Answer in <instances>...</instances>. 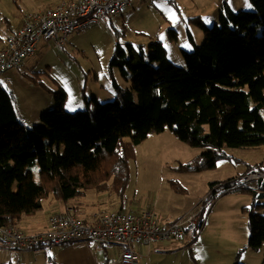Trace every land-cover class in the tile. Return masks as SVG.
Masks as SVG:
<instances>
[{
	"label": "trees",
	"instance_id": "obj_1",
	"mask_svg": "<svg viewBox=\"0 0 264 264\" xmlns=\"http://www.w3.org/2000/svg\"><path fill=\"white\" fill-rule=\"evenodd\" d=\"M248 1L252 8L238 11L223 1L211 26L189 18L203 40L196 45L188 33L193 49L180 50L184 66L167 59L158 41L138 56L129 43L127 53L116 44L108 64L112 100L91 96L84 99L86 108L68 111L59 89L52 92L53 107L26 126L16 116L12 93L0 84V226H16L20 216L41 210L49 196L66 203L87 190L121 192L133 148L150 133L169 129L177 140L200 149L177 167L194 172L214 168L220 159L232 161L225 147L264 144V0ZM1 22L10 30L3 17ZM168 30V39L176 40L177 33ZM114 68L128 87L118 84ZM246 170L264 173V164ZM227 181L208 186L224 184L217 187L222 190ZM250 185L245 188L253 202L244 207L248 236L232 264H241L244 251L264 248V203L256 202L263 194ZM259 189L264 191V184Z\"/></svg>",
	"mask_w": 264,
	"mask_h": 264
},
{
	"label": "rangeland",
	"instance_id": "obj_2",
	"mask_svg": "<svg viewBox=\"0 0 264 264\" xmlns=\"http://www.w3.org/2000/svg\"><path fill=\"white\" fill-rule=\"evenodd\" d=\"M223 1L233 11L252 8L248 0H133L130 8L109 23L75 30L64 47L40 42L32 57L8 71L7 75L0 76V84L12 93L16 116L26 126L38 122L40 113L53 107L52 92L59 89L65 92L63 109L68 111L69 108H74V111L86 108L84 99L91 96H95L99 102L112 100L114 91L108 77V64L116 44L127 53L126 45L129 43L138 56L140 49L146 54L148 44L158 41L165 48L167 59L177 66H184L180 50L193 49L188 33L196 45L203 40L201 29L189 18L197 17L211 26L218 22V6ZM57 3L58 0H0V16L12 27L22 20L24 14L51 8ZM246 3L251 7H247ZM169 28L177 33L174 41L168 39ZM8 34L6 22L0 21V42H4ZM113 75L121 87H128L129 83L122 80L115 68ZM225 150L232 161L224 158L208 170L184 171L178 169V165L192 160L201 150L177 140L169 129L150 133L133 148L132 158L127 165L126 183L121 192L106 188L103 191L87 190L80 196L87 193L85 199L89 203L83 201L99 204V208L105 210L99 212L154 209L159 216L168 220L201 209L196 223L198 229L203 220L201 232L197 230L195 234H187L183 242L166 243V250L162 252L152 250L145 255L147 248H142L145 250L142 255L139 252L140 264H232L237 248L234 246L243 240L232 245V254L227 255L226 246L210 238H227L236 234L243 235L246 242L248 227L244 207H248L253 199L246 192V184H240L239 180L242 174L247 173V164L264 161V144L225 147ZM214 180H228V187L218 190L219 185H224L219 184L210 189L208 183ZM255 183L251 181L248 184L255 187ZM213 194L221 196L213 200ZM52 199L55 198L49 196L42 200L45 211L52 208L47 206ZM194 202V206L185 211ZM256 202L264 203V197ZM220 205L222 209L211 218L214 212L212 208ZM257 212L262 213V210ZM206 228L208 234L201 236ZM194 235L197 238L188 247ZM205 235H208L206 239ZM198 243H201L200 247ZM170 244L179 245L172 248L168 247ZM110 249L109 263L117 264L118 249ZM239 258L241 264H264V248L259 251L246 250Z\"/></svg>",
	"mask_w": 264,
	"mask_h": 264
},
{
	"label": "built area",
	"instance_id": "obj_3",
	"mask_svg": "<svg viewBox=\"0 0 264 264\" xmlns=\"http://www.w3.org/2000/svg\"><path fill=\"white\" fill-rule=\"evenodd\" d=\"M132 5L133 0H60L53 8L24 14L21 21L10 27L0 45V76L33 56L40 42L64 47L75 30L109 23ZM261 178L263 172L250 170L239 183L250 185ZM200 212L201 209H194L172 221L151 209L96 212L92 221L82 214L59 212L52 214L46 229L38 232L0 226V245L22 251L92 241L102 249L104 262L109 261L106 247L112 245L118 249L117 264H138L137 247H145L149 253L163 250L169 242H183L187 234L195 232Z\"/></svg>",
	"mask_w": 264,
	"mask_h": 264
},
{
	"label": "crops",
	"instance_id": "obj_4",
	"mask_svg": "<svg viewBox=\"0 0 264 264\" xmlns=\"http://www.w3.org/2000/svg\"><path fill=\"white\" fill-rule=\"evenodd\" d=\"M59 1L60 0H58V2ZM2 44H3V41L0 42L1 46H2ZM23 63H24V61H23ZM7 74H8V72L4 75H7ZM22 123L24 124V122H22ZM260 162L264 164V161L260 160L258 162L249 163L247 165H253L256 163H260ZM239 175H241V174H239ZM239 175H237V176H239ZM214 181H216V180H214ZM254 182H256V183H255V187L253 185V189L258 190L261 194H263L262 197H264V191L259 189V187L262 184H264V178L261 180L260 179L256 180ZM86 192H88V191H86ZM86 196H87V193H86V195L71 199L70 201H68L66 203H62L61 201H58L56 199H52V200L47 202V206L52 207L50 210H47V211H45V209H43L44 204L42 203V209L41 210H39L33 214L31 213V214H26V215L20 216V219L16 222V226L24 232L42 231V230L46 229V227H47L48 218L52 214H55V213L58 214L59 212H71L74 214H82L86 218H88L89 221H92L91 216L94 213L99 212V211H105V210H101L99 208V204H97L96 202H94L92 204H88L89 201L85 199ZM219 196H221V195H219ZM251 198H252V196H251ZM258 199H260V198H258ZM83 200L88 202V203H85ZM251 203L252 202L250 201V203L247 206L251 205ZM194 204H195V202L193 204H191L187 209H185V211H187L188 209L193 207ZM216 206H217V203H216ZM216 206H214V208H212L214 210V212L212 211L213 214H212L211 218H213L220 211V209H222V207H221L222 205L218 206V208ZM152 210H154V209H152ZM179 216H176L175 218H177ZM160 217H161V215H160ZM161 218H164V217H161ZM166 220H168V219H166ZM207 228L203 230L201 236H204V234H208ZM201 229L199 230V232H201ZM207 236L208 235H205L204 239H206ZM196 238H197V236H196ZM210 240L213 242L217 241L220 244L226 246V249H227L226 251H228L227 255L232 254L231 253L232 245H236L243 240L241 242V244L234 246V247H237L236 248V251H237L238 248L240 247V245H243L244 243H246L243 235H236V234L231 235L227 238H210ZM177 245H179V244H174V245L170 244V245H168V247L171 246L172 248H176ZM198 246L200 247L201 243H198ZM110 247H115V246L110 245ZM110 247L109 246L106 247V252L109 254V256H110V253H109ZM142 248H145V247H137L135 250L140 252V254L142 255L144 250H145V249L143 250ZM165 248L166 247L164 246V248H163L164 251L166 250ZM111 249H114V248H111ZM160 251L162 252L161 249L157 252H160ZM236 251H235V253H236ZM144 253H145V255L149 254L147 252V250ZM235 253L233 255H235ZM102 257H103L102 249L98 245H96L95 243H92L90 241H88V242L80 241V242L64 243V244H60V245H51L47 248L45 247V248H39V249H34V250H22V251H13V250H10V249L0 245V264H110L109 261L104 262ZM109 260H110V258H109ZM138 264H140L139 261H138ZM142 264H144V263H142ZM226 264H228V262H226Z\"/></svg>",
	"mask_w": 264,
	"mask_h": 264
},
{
	"label": "snow or ice",
	"instance_id": "obj_5",
	"mask_svg": "<svg viewBox=\"0 0 264 264\" xmlns=\"http://www.w3.org/2000/svg\"><path fill=\"white\" fill-rule=\"evenodd\" d=\"M246 6L249 7V8L251 7V5H250V4H247V3H246ZM78 106H79V105H78ZM66 107H67V105H66ZM69 110H70V111H74L75 109H74V108H69Z\"/></svg>",
	"mask_w": 264,
	"mask_h": 264
}]
</instances>
